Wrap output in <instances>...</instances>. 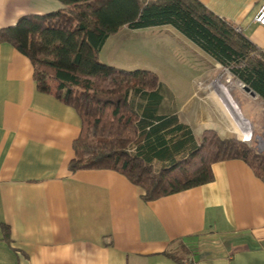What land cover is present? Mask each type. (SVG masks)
<instances>
[{
	"label": "crops",
	"instance_id": "0c3cea01",
	"mask_svg": "<svg viewBox=\"0 0 264 264\" xmlns=\"http://www.w3.org/2000/svg\"><path fill=\"white\" fill-rule=\"evenodd\" d=\"M197 1L264 52V26L255 23L264 0ZM62 9L57 0H0V30L23 16ZM163 32L177 40L181 55L154 38ZM134 45L159 56L149 59L152 67L178 58L176 66L193 74L180 98L146 70L169 90L180 122L196 139L207 129L227 138L220 128L201 123L210 84L197 82L206 69L188 59L199 52L209 56L166 26L124 27L107 39L99 58L110 67L141 70L108 60L134 52ZM33 74L27 57L0 44V264H179L170 254L182 264H264V183L245 163H216L211 183L151 202L114 171L71 172L80 119L71 107L40 93ZM187 106L193 108L189 121L183 116Z\"/></svg>",
	"mask_w": 264,
	"mask_h": 264
},
{
	"label": "trees",
	"instance_id": "16d2710c",
	"mask_svg": "<svg viewBox=\"0 0 264 264\" xmlns=\"http://www.w3.org/2000/svg\"><path fill=\"white\" fill-rule=\"evenodd\" d=\"M57 1L62 10L26 15L1 29L0 44L29 59L40 93L77 113L81 130L73 143L71 172L114 171L147 202L211 183V167L232 160L245 163L264 183V150L253 137L243 142L207 129L197 140L155 74L117 69L99 58L107 39L124 27L168 26L264 103V52L197 0ZM4 233L8 240V229ZM170 257L183 263L176 254Z\"/></svg>",
	"mask_w": 264,
	"mask_h": 264
},
{
	"label": "rangeland",
	"instance_id": "374dc122",
	"mask_svg": "<svg viewBox=\"0 0 264 264\" xmlns=\"http://www.w3.org/2000/svg\"><path fill=\"white\" fill-rule=\"evenodd\" d=\"M149 34L151 33L148 32L147 35ZM154 38L164 40L167 44H169V48L172 51L173 56L177 54L181 55L182 52L177 47L178 42L171 35L163 32L161 34H156ZM136 40L137 39L133 40V42H136ZM131 46L133 47V45ZM173 48L175 51H173ZM144 49L145 47H142L141 45H134V52L127 55H122L121 53V56H115L114 58L108 60L110 62H114L115 66L125 63L128 64L127 66H130L129 68L154 71L157 73L160 81L163 82L171 92L177 94L179 97L181 95L186 96L187 87L191 83L193 74L188 69L186 70V68L182 69L181 67L176 66V64L178 65L180 61L178 58L173 59V63L169 62L165 65L163 64V66L155 65L152 67V65H150L151 60L149 59L153 56H157L156 58L159 60L160 58L156 53H154V51L150 52L151 54H146ZM108 54L107 57L109 58ZM202 55L203 54L199 52L198 55L191 56L188 59V61L191 60L192 65L195 63L196 65L206 69L204 76L200 77L197 82H204L207 86L210 84V88L207 93L209 100H206L207 98L205 99L206 96H204L203 111L200 112L202 120L201 123H203L202 126L220 128L222 130L220 132L221 136L227 138L244 140L249 139V137H253L252 140L256 142L257 148L260 151L264 150V133L259 134V131H264V129H261L264 127V103L260 102L257 97H252L247 92L240 89L236 85L238 80L232 76L230 70L223 68L221 65L216 63L211 64L210 58L206 57L207 60L203 59ZM102 57L104 58V61L107 60L105 52H102ZM181 87L184 90L180 91L179 88ZM177 89H179V91ZM225 98L228 102L225 101ZM232 104H237L236 110L229 113L225 112L223 108H227ZM238 108L243 118L247 119L249 124H244V122H242L239 116ZM192 110L193 108L190 110L189 106L186 107L183 114L185 120L189 121L192 118ZM238 118L242 124L239 122ZM234 121L240 123L247 129L244 131L236 130L237 125ZM179 254L184 256L181 252H179Z\"/></svg>",
	"mask_w": 264,
	"mask_h": 264
},
{
	"label": "bare ground",
	"instance_id": "6f19581e",
	"mask_svg": "<svg viewBox=\"0 0 264 264\" xmlns=\"http://www.w3.org/2000/svg\"><path fill=\"white\" fill-rule=\"evenodd\" d=\"M236 85H237L240 89H242V86H240L238 82L236 83ZM242 90H243V89H242ZM225 101L228 102L226 98H225ZM236 107H237V104H232V105L228 106L227 108H223V109L225 110V112L229 113V112H231V111L236 110ZM238 120H239V118H238ZM234 122H235L236 125H237L236 130H238V131H244V130L247 129L246 127H244L243 125H241L242 123L240 122V120H239V122H240L241 124L238 123V122H236V121H234ZM244 140H246V139H244Z\"/></svg>",
	"mask_w": 264,
	"mask_h": 264
},
{
	"label": "built area",
	"instance_id": "2783aa9c",
	"mask_svg": "<svg viewBox=\"0 0 264 264\" xmlns=\"http://www.w3.org/2000/svg\"><path fill=\"white\" fill-rule=\"evenodd\" d=\"M255 23L260 25V26H264V5H262L259 13L257 14L256 18H255ZM244 142H250L251 137H249V139L243 140Z\"/></svg>",
	"mask_w": 264,
	"mask_h": 264
},
{
	"label": "water",
	"instance_id": "95a60500",
	"mask_svg": "<svg viewBox=\"0 0 264 264\" xmlns=\"http://www.w3.org/2000/svg\"><path fill=\"white\" fill-rule=\"evenodd\" d=\"M238 83L240 86H242V89L247 92L250 96L252 97H257L256 93L253 92L249 87L245 86L241 81L238 80ZM231 99V98H230ZM238 112H239V116L241 118L242 121L246 122L247 124H249L248 120L243 118L242 114L240 113V110L238 108Z\"/></svg>",
	"mask_w": 264,
	"mask_h": 264
}]
</instances>
